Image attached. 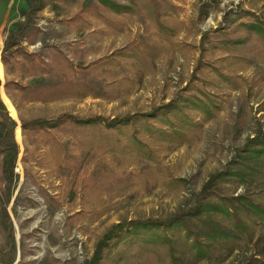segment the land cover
<instances>
[{"label": "rangeland", "instance_id": "rangeland-1", "mask_svg": "<svg viewBox=\"0 0 264 264\" xmlns=\"http://www.w3.org/2000/svg\"><path fill=\"white\" fill-rule=\"evenodd\" d=\"M171 1L178 11L165 18L176 32L170 37L144 14L106 12L110 21H103L89 8L97 0H48L42 9L37 0H0V59L7 57L0 76V264H91L97 242L114 223L186 210L210 175L264 129V50L257 37L250 32L245 41L219 48L202 44L205 32L215 41L226 37L215 31L225 24L242 35L237 25L253 16L236 19L230 11L248 9L253 0ZM252 10L264 20L262 0ZM150 42L163 52L149 68L122 50ZM77 81L91 86L92 94L38 101L17 86L37 91ZM188 85L215 102L216 114L192 144L157 146V162L84 151L58 129L49 135L22 127L23 121H52L64 113L84 118L149 111ZM256 187H264L263 178L220 189L230 195ZM256 253L264 254V221L234 248L197 264H245ZM96 264L173 263L160 251L137 247L109 250ZM178 264L193 263L184 254Z\"/></svg>", "mask_w": 264, "mask_h": 264}, {"label": "trees", "instance_id": "trees-1", "mask_svg": "<svg viewBox=\"0 0 264 264\" xmlns=\"http://www.w3.org/2000/svg\"><path fill=\"white\" fill-rule=\"evenodd\" d=\"M262 1L264 4V0ZM37 2L39 9L48 4V0ZM256 2L257 0H253L248 9H241L236 13L230 11L236 19L253 16V19L237 25L243 27L242 35L236 36L235 29H229L225 24L216 27L215 31L226 37L215 41L205 32L202 34V44L219 48L220 44L227 46L245 41L251 32L264 50V20L258 12L252 10ZM89 8L105 22L110 21L106 12L144 14L159 33L170 37L176 33L165 20L166 16L178 11V6L171 0H97V3L89 5ZM122 50L133 55L144 68H149L151 60L159 58L163 52V48L156 42L132 43ZM20 53L27 60L33 57L24 49L20 50ZM6 59V54H3L4 63ZM218 74L225 80H230L228 75L220 71ZM17 86L19 90L26 92L30 100L38 101L84 96L93 92L92 87L82 81L37 91H31L29 85ZM188 88L189 85L186 92L149 111L114 117L98 114L84 118L64 113L52 121H23L22 127L25 131H43L49 135L52 129H58L79 140L84 151H113L124 156H133L135 159L143 158L157 162V146L192 144L197 138V132L216 114L217 106L208 95L195 94L188 91ZM50 138L59 147L57 139L54 136ZM257 178L264 179L262 127L246 139L222 169L210 175L192 206L165 219H129L114 223L97 242L90 263L101 261L109 250H131L140 247L142 253L152 250L164 253L173 264L180 263L183 255L188 254L192 263L197 264L213 258L223 249L234 248L242 238L254 234L259 221H264V187L228 195L221 191L220 186L228 182L239 186ZM181 181L184 179L173 180L177 183ZM259 254L252 255L245 264H264V254Z\"/></svg>", "mask_w": 264, "mask_h": 264}, {"label": "bare ground", "instance_id": "bare-ground-1", "mask_svg": "<svg viewBox=\"0 0 264 264\" xmlns=\"http://www.w3.org/2000/svg\"><path fill=\"white\" fill-rule=\"evenodd\" d=\"M3 75H4V65H3V61L0 59V76H3ZM5 100L8 103V107L11 110V113L16 114L15 107H14L13 103L10 101V99L7 96H5ZM16 135H17V137L21 136V128L20 127H17V134Z\"/></svg>", "mask_w": 264, "mask_h": 264}]
</instances>
